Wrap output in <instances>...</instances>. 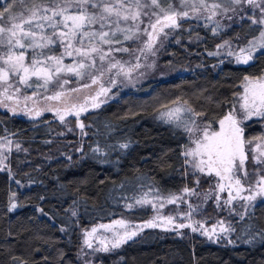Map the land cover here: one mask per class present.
<instances>
[{"label":"trees","instance_id":"1","mask_svg":"<svg viewBox=\"0 0 264 264\" xmlns=\"http://www.w3.org/2000/svg\"><path fill=\"white\" fill-rule=\"evenodd\" d=\"M9 2H0V7ZM236 25L215 34L208 25H193L191 33L203 35L204 45L196 51L184 44L175 46L169 58L176 68L189 65L190 72L147 80L83 113V137L66 132L47 115L32 121L0 110V137L15 138L27 149L12 153L9 168L0 169V264H11L12 256L27 264H81L78 250L85 228L117 216L143 220L148 207L126 205L192 184L182 155L186 133L159 121L157 113L162 105L186 100L217 127L242 78L264 72V54L249 64L236 63L232 56L220 61L209 55L222 37L245 34L246 26ZM262 123V118L245 122L244 137L260 135ZM124 143L130 146L121 149ZM97 147L99 153L93 151ZM11 203L19 206L9 212ZM226 220L234 229L229 239L235 244L145 228L100 262L264 264V240L258 236L264 229V200L255 202L243 218ZM250 236L257 238L243 243Z\"/></svg>","mask_w":264,"mask_h":264},{"label":"snow or ice","instance_id":"2","mask_svg":"<svg viewBox=\"0 0 264 264\" xmlns=\"http://www.w3.org/2000/svg\"><path fill=\"white\" fill-rule=\"evenodd\" d=\"M30 0H11L7 7L0 8V95L4 96L6 101L16 99L21 89L18 85L26 88H32L33 83L37 89L48 90L49 86L58 87L60 90L53 95L46 97L48 100L63 101L66 97L70 98L75 93L84 90H91L98 86L95 95H88L84 98L83 103L71 104L63 110L57 109L56 115L63 123H67L66 117L74 115L79 118L81 113L87 112L89 107L93 109L100 108L106 102L101 97H109L110 89L105 87L103 78L105 75L104 62L109 61L107 71L119 68V74L130 76V72L141 67L139 63L140 56L136 57L137 63L129 71H125L124 65L119 61L111 62L113 52H128V48L114 47L122 43L117 38V33H122L124 41L139 40L146 36L143 47L139 52L147 58L148 54L156 55L155 45L161 37L167 38L171 30L181 26V22L191 16L199 17L201 12L209 13L205 19L212 22L217 15H227L229 12L233 15L237 12L248 11L241 19L249 21L248 28L252 32H259L248 40L247 45L241 47L239 52L233 53L231 50L228 55H235L236 62L240 64H249L258 54H264V0H179V7L169 2L167 8L162 6L163 0H44V3H36L31 0V7L22 9L19 13L15 11L17 4H27ZM188 8L189 10H181ZM142 17L147 19V24H143ZM232 19V16H228ZM131 22L130 27H121V24L127 25ZM98 25V28H94ZM108 31H105V28ZM207 27V25H205ZM221 26L219 24L212 28L215 34ZM51 29L50 33H45L44 29ZM239 40L240 37L238 36ZM87 41V43H85ZM179 42V41H177ZM230 44L229 41L225 42ZM53 45L64 48L61 56L48 55L52 51ZM79 45V46H76ZM108 46L105 50L104 46ZM218 48L223 45H217ZM31 49V52L28 50ZM216 53H209L215 55ZM75 56L77 59L71 65L63 63V56ZM97 59L101 62L97 67ZM99 75H96V72ZM72 74L79 80H90V83H81L79 88L66 90L69 81L61 79V74ZM35 77V82L32 81ZM245 92L243 103L240 105L244 113L243 119L248 120L251 117H260L264 119V74L252 79L245 77ZM109 83L117 84V80L109 77ZM12 90V94H10ZM34 96L36 93L33 94ZM32 97L25 96V100ZM173 106L162 105V110L158 112L157 119L176 129L186 132L189 137H196L192 142L194 148L185 147L182 155L185 157L184 163L191 164L195 170L200 173L211 175L214 173L220 178V181L227 183H218V192L215 200L220 201L219 192L227 189V199L223 201V207H236L234 202H239V206L247 213L255 206L259 199L264 200V175L260 174V169H264V143H257L255 148H245L243 138V129L240 127V120L233 113H229L219 121L221 126L220 132H209L208 126L201 129L198 118L203 113L196 112L188 101L177 100L172 102ZM7 107V104H3ZM51 110V109H47ZM11 111L15 114L16 109ZM28 116H40L41 112L36 110H27ZM81 129L83 123H77ZM72 129H69L71 131ZM202 133V135H198ZM49 143V141H45ZM12 142L9 141V144ZM251 144L252 141H248ZM129 143L120 144L121 149H126ZM2 147V146H0ZM17 151H27L22 148L20 143L15 144ZM11 149L9 148V151ZM81 151V149H76ZM99 153V147L93 149ZM2 155V154H0ZM251 155L254 167L258 170L255 174L259 178L252 182L248 180L250 173L245 165ZM190 158V159H189ZM0 159V166H4V160ZM70 159V157H69ZM19 184V181H16ZM197 183L199 181L197 180ZM247 183V188L245 187ZM189 195H197L195 189L185 187L183 189ZM247 192V195L242 193ZM210 193H205L203 199L207 201ZM43 199V197H41ZM178 197L168 199V203H176ZM147 199H139L135 204H148ZM19 205L11 203L8 211L11 212ZM134 205L129 204L127 207L132 208ZM153 207L155 205L153 204ZM163 208L164 204L161 203ZM190 212L186 215L190 218L193 213L199 212L201 206L193 207L189 205ZM38 211L43 212L42 209ZM75 215V213H73ZM243 218V215L241 216ZM100 228L112 232V238L103 237L99 239V247L94 248L92 237L96 228H92L86 233L84 245L87 249L92 250V254L97 252H110L121 245L132 241L138 237L145 228H163L165 231H176L177 229L191 228L193 232H199L206 236L210 241H219L223 239V234L234 231L231 225L225 226L224 221H218L211 228L205 226L202 221L197 222V226L188 223L176 224L172 216H159L149 220L142 225L135 227L130 226L125 220H114L112 224H101ZM61 231H65L61 228ZM178 235L180 233H177ZM259 238L264 240V229L258 234ZM257 237L250 236L243 243H252ZM228 244H235V240L229 239ZM83 253L84 264H92L87 259L88 253H84L83 248L78 256ZM11 264H27L26 261L12 256ZM47 260V258H45Z\"/></svg>","mask_w":264,"mask_h":264},{"label":"rangeland","instance_id":"3","mask_svg":"<svg viewBox=\"0 0 264 264\" xmlns=\"http://www.w3.org/2000/svg\"><path fill=\"white\" fill-rule=\"evenodd\" d=\"M5 1V0H0V2ZM10 1V0H9ZM36 3H44V0H35ZM171 2L177 7H179V0H163L162 6L167 8L168 3ZM11 3V2H9ZM8 3V4H9ZM209 3H211V0H209ZM8 4L3 5L2 7H7ZM31 0L27 4H17L15 11L19 13L22 9H26L31 7ZM0 7V8H2ZM181 10H189L188 8H184ZM248 11L247 8H245L244 12H237V14L233 15V13L229 12L227 15H217L212 22H209L205 17L209 13L201 12L199 14V17L196 16H191L181 22V26L171 30V34L165 39L163 37L160 38L158 43L155 45L157 52L155 56H152L151 54H148L147 58L144 57L143 54L139 52V49L143 47L144 41L147 40L146 36H142L141 39L139 40H128L124 41L123 34L122 33H117V38L122 41L121 44L119 45H114V47H122V48H128V52H113L112 53V58L111 62L119 61L121 64L124 65L125 71H129V69L132 68L137 63L136 57L140 56L139 63L141 64V67L138 69H134L130 72V76H124L123 74L117 75L119 73V68L113 69L111 72L107 71L108 68V63L109 61L104 62V70H105V75L103 78V83L105 87H108L110 89L109 92V97H101V99H105L106 101L112 98L118 97L121 93H123L125 90L129 88H133L147 80L150 79H164L168 78L177 74H186L190 72L189 70V65H184L181 66L180 68L174 67L171 63H169V58L172 53L173 47L179 46L181 44H184L185 48H190L193 51H196L199 47L203 46L202 42L205 40V37L203 35H200L199 33H191L193 25L197 26L198 28L205 27V25L209 26V30L213 33L212 28L216 27L217 24H219L221 27L218 29L217 32L220 31H227L229 30L232 25L237 26H246L245 34H240V35H227L225 37H222L218 43L215 44L213 53H216L222 61L223 59L233 57L234 62H236V56L233 55H228L229 51L231 50L233 53L239 52V49L241 47H244L247 45L248 40H251L254 36H258L259 32H252L248 28L249 21L247 19H241L245 15V13ZM228 16H232V19H228ZM143 24H147V19L142 17ZM131 22L129 21L127 25L121 24V27H130ZM94 28H98V25H94ZM105 31H108L107 29H104ZM45 33H50L52 30L51 29H44L43 30ZM230 31V30H229ZM240 37L238 40L237 37ZM179 41V42H177ZM229 41L230 44H226L225 42ZM87 43V41H85ZM217 45H223V47L218 48ZM79 46V45H76ZM52 51L48 52V55H56V56H61L64 53V48L63 47H58L56 45L51 46ZM108 46H104L105 50H107ZM31 52V49L28 50ZM77 59V57L72 56H63V63L65 65H71L73 62ZM100 61L97 59V67L100 65ZM237 63V62H236ZM96 75H99V72L97 71L95 73ZM264 74V72L262 73ZM261 74V75H262ZM261 75L258 76H247L249 78L255 79L260 77ZM113 77L117 80L116 85H112L109 83V77ZM246 77V76H245ZM245 77L242 78V80L237 84V90L236 93L234 94V99L232 102V105L229 109V111L226 113L228 115L229 113H233L238 120H240V127L243 129V124L251 119H259L260 117H251L248 120L243 119L244 113L242 112L240 105L243 103V95L245 92ZM33 82H35L36 78L32 77L31 78ZM61 79H66L69 81L68 85H66V90L72 89V88H79L81 86V83H90V80H79L78 78L74 77L72 74L68 73H63L61 74ZM21 89V91L16 94V99L11 100V101H6L4 99L3 95H0V110H6L11 114H14L11 109L15 108L17 111L15 115L25 117L27 119H30L32 121H37L40 118L44 116H50L52 119L57 120V122L62 124L64 126V129L66 132L73 133L74 136L76 137H83L84 135V130L79 128L77 126V123H82L79 118L75 117L74 115H69L65 119L67 123H63L59 120V117L56 115V110L60 109L63 110L66 107H69L71 104H80L83 103L84 98L88 95H95V91L97 90L98 86L94 87L91 90H84L80 93H75L73 94L70 98L66 97L65 100L63 101H55V100H48L46 97L53 95L56 91L60 90L58 87H53L49 86L48 90L44 89H37L35 87V83H33L32 88H26L23 85H18ZM36 93L34 96L33 94ZM10 94H12V90H10ZM25 96L27 97H32V99L25 100ZM3 104H7V107H4ZM170 105L169 107H172ZM47 109H51L50 111ZM93 108L89 107V110H92ZM27 110H32V111H40L41 115L40 116H28L25 114V111ZM88 110V111H89ZM158 115V113H157ZM226 115H224L221 119H223ZM220 119V120H221ZM219 120V121H220ZM218 121L217 127L213 128L211 127L205 120L202 119V117L198 118V123L200 124L201 129L203 127L208 126V131L211 132H220L221 131V126ZM62 126V127H63ZM69 129H72L69 131ZM186 133V132H185ZM59 134H63L62 131L59 132ZM202 135V133L198 134ZM187 136V142L185 144V147L189 148H194L195 143L192 141L196 139V137H189V135L186 133ZM243 138L245 140V148L249 149L252 148L254 149L257 143H264V119L262 123V132L260 135L254 137V138H245L243 134ZM9 141L12 143L9 144ZM248 141H252L251 144H248ZM19 143L18 141L15 140V138L12 137H0V159L3 157H7V159L4 160V166H0V169L3 168H9L8 160L12 153L16 152V147L15 144ZM184 147V151H185ZM9 148L11 149L9 151ZM190 159V158H189ZM187 170L192 174V184L191 185H184L182 186L178 191L174 192H166V193H157L154 196L150 197H144L141 199H147L149 201L148 204H143V205H138L135 204V201L129 204L134 205L132 208L129 209H135V208H140V207H148L149 208V215L143 219V220H131L126 217L122 216H117L113 218L110 221H104V222H99L94 225H91L87 228H85L82 231V236H81V243L80 247L78 250V253L81 252V249L83 248L84 253H88L89 255L87 256V259L92 261V264H102L100 262L101 258L103 255H107L109 252H97L95 254H92L91 249H87V247L84 245V240L86 238V233L90 232L92 228H96L97 232L90 237L93 242V247L97 248L99 247V239L103 237H107L108 239L112 238V232L111 231H106L105 229H102L99 227L101 224H112L114 220H120L123 219L126 221L127 224H129L132 227L142 225L145 222L149 220H153L154 218H157L159 216L163 217H168L172 216L175 219L176 224L184 223L188 224L191 223L193 226H197L198 221H202L205 223V226L208 228H211L213 224H217L218 221H224L225 226L227 227L229 225L228 221L226 220L227 217L235 216L239 217L242 216L245 213V210L239 206V202H234L236 204V207L233 208L232 206H227L223 207V201L227 199V189H225L224 192H219V195L221 197L220 201L217 202L215 200V195L218 192L217 189V184L218 183H227V181H220V178L217 177L214 173L211 175L205 173H200L198 170H195V174H193L194 169L191 164L186 165ZM247 171L250 173V176L248 177L249 181H256L259 176L256 175L255 173L258 171L251 160V155H249V159L245 165ZM260 174L264 175V169H260ZM197 180L199 183H197ZM187 187L189 189H195L196 192L200 193L199 196L193 194L189 195L188 193H185L183 189ZM245 187L247 188V183H245ZM205 193H210L207 201L203 199V195ZM247 192L242 193V195H247ZM172 197H178L176 200V203H168V199ZM139 200V199H138ZM261 199L258 198L257 201ZM256 201V202H257ZM163 203L164 207L161 208L160 204ZM128 204V205H129ZM153 204L155 207H153ZM189 205H192L193 207L200 205L201 210L199 212L193 213L191 217L189 218L186 213L190 212ZM210 206L212 207L210 210ZM222 213V214H220ZM161 231L163 228H158ZM144 230V229H143ZM165 232H170V233H180L179 235H187L189 237H201L203 239L209 240L206 236H202L199 232H193L191 228H183V229H177L176 231H165ZM229 233L223 234V239H220L219 241H225L229 239ZM178 235V234H177ZM210 241V240H209ZM217 242V241H216ZM122 246V245H121ZM120 248V247H119ZM118 249V248H116ZM116 249L111 250L110 252H114ZM83 253L79 256L81 264H84V259ZM107 264H113L112 262L108 261Z\"/></svg>","mask_w":264,"mask_h":264}]
</instances>
